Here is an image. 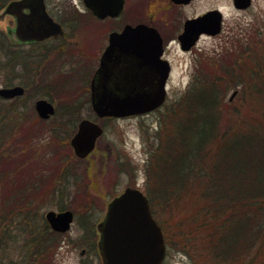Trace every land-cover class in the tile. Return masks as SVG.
I'll return each mask as SVG.
<instances>
[{"label": "trees", "instance_id": "16d2710c", "mask_svg": "<svg viewBox=\"0 0 264 264\" xmlns=\"http://www.w3.org/2000/svg\"><path fill=\"white\" fill-rule=\"evenodd\" d=\"M231 44L220 63L201 64L183 97L167 109V133L159 137L147 170L148 197L167 255L179 249L192 264H264V26L250 28ZM234 88L240 90V111L229 110L235 100L225 102ZM28 104L0 99V264H45L64 236L47 224L40 232L16 227V233L12 223L25 230L22 221L55 190V181L71 179L74 158L65 155L82 116L67 107L53 123L41 120ZM233 113L240 116L237 122ZM44 134L46 139L39 137ZM158 199L164 210L189 216L164 226L155 211ZM68 209L83 215L73 203ZM78 219L84 240L96 248L94 223ZM16 244L21 252L14 257L10 251Z\"/></svg>", "mask_w": 264, "mask_h": 264}, {"label": "rangeland", "instance_id": "374dc122", "mask_svg": "<svg viewBox=\"0 0 264 264\" xmlns=\"http://www.w3.org/2000/svg\"><path fill=\"white\" fill-rule=\"evenodd\" d=\"M135 1L137 9H139L138 0H130L129 3L134 5ZM214 9H219L224 15L223 30L219 35L202 37L198 47L191 53H181L176 46L171 47L168 56L173 65V73L167 85L165 106L159 111L143 116L107 120L104 127L105 134L99 138L97 149L86 160H79L74 155L69 142L70 152L65 157L74 158L72 165L75 167V172L70 175L72 176L71 182L70 180L66 182L64 176L55 181V190L40 202L41 206L34 214H31V218L22 221L21 224L28 226L25 230L22 229V225H18L16 220L12 223L15 230L16 227H19V232L30 231L31 229L40 232L47 224L46 213L51 210L61 211V203L64 204L65 209H68L73 203L76 211L83 214L79 217L75 214L76 219L71 230L59 238L56 250L51 251L45 264H102L97 247H92V242L89 239L84 240L85 230L78 218L82 220L84 216L89 217L98 234L96 227L105 217L108 203L126 188L138 187L145 194L151 195L150 183L147 181V170L153 155L152 152L156 150L159 143V137L161 138L167 133V128L163 125V118L167 109L183 97L201 64L207 66L220 63L221 55L226 54L225 52H231L229 49H232L233 39L243 37L252 27L264 26V0H253L252 6L247 10L235 9L233 0H198L190 7L184 8L183 11L187 16L196 14L199 16ZM163 11L168 15L169 11ZM136 12L139 18L140 12L138 13L137 10ZM1 66L3 65L0 63ZM91 73L92 70L88 74L87 71L79 69L72 70L70 73L54 70L46 76L45 74L39 75L40 79L50 87L49 89L44 83H41L42 81L37 86L35 85L36 74L28 72L5 73L0 68V88L7 85L25 86L29 95L22 101L29 102L28 106H33L34 113V103L39 98L51 100L56 105L59 116L66 114L67 105H65V101L71 98L75 100L82 98L85 106L77 105L75 111L82 118L95 120L96 115L85 101L89 96ZM239 91V88H234L226 94L225 102L227 104H232L235 100L233 108H229L230 111L241 110V103L237 98ZM234 93L236 94L231 100ZM68 107H72V105ZM31 111L30 109L28 112L29 118L32 114ZM239 119L240 116L233 113L232 121L237 122ZM56 121L57 119L53 123ZM39 137L46 139L48 136L44 134V136ZM35 144L43 146V143L38 139ZM24 149L27 148L23 147ZM64 188L65 191L62 193L61 190ZM57 191L61 192L63 197L56 193ZM189 208L191 209V207ZM155 211L166 227H169L173 222L177 224L181 218L189 216L184 211L170 212L164 210L163 206L159 204V199L155 205ZM193 243L197 244L198 242ZM186 244L189 248L190 244ZM20 252L21 245L16 244L11 247L10 255L16 257ZM184 254L179 249L171 250L170 254L166 256L164 264H192L191 260Z\"/></svg>", "mask_w": 264, "mask_h": 264}, {"label": "water", "instance_id": "95a60500", "mask_svg": "<svg viewBox=\"0 0 264 264\" xmlns=\"http://www.w3.org/2000/svg\"><path fill=\"white\" fill-rule=\"evenodd\" d=\"M188 3L191 0H174ZM237 9H247L252 0H233ZM103 13H111L104 10ZM223 14L211 10L188 20L180 39L189 50L201 35L216 36L221 33ZM110 47L101 60L99 90L92 86V108L99 118H124L152 112L161 107L167 97L166 83L170 65L160 59L162 54L159 33L145 25L127 26L122 33L111 35ZM122 61L126 68H122ZM111 62L116 66L113 70ZM116 70V71H115ZM139 77L142 81H139ZM118 79H124V85ZM115 81V88L108 82ZM139 84V85H138ZM142 86V87H141ZM21 86L1 88L0 97H21ZM233 94L231 100L233 99ZM40 118L47 120L55 114L54 106L45 99L35 103ZM104 129L89 119H83L71 140L75 155L86 159L95 149ZM46 220L52 230L66 233L71 229L74 213L49 211ZM100 234L98 249L103 264H163L167 247L162 228L154 218L148 198L135 188H127L108 205L104 219L97 225Z\"/></svg>", "mask_w": 264, "mask_h": 264}, {"label": "flooded vegetation", "instance_id": "af4514ba", "mask_svg": "<svg viewBox=\"0 0 264 264\" xmlns=\"http://www.w3.org/2000/svg\"><path fill=\"white\" fill-rule=\"evenodd\" d=\"M197 1L176 3L174 0H138L140 8L137 9L136 1L131 5L130 0H0L2 69L5 73L36 74V86L42 81L39 75L46 76L54 70L70 73L80 69L88 74L92 70L89 96L85 100L92 107L93 82L96 78L95 89L99 90L103 83L99 80V68L110 47L111 35L122 33L127 26L145 25L155 29L161 39L160 59L169 63L172 75L173 65L168 56L171 47L176 46L181 53H191L198 47L199 42H195L189 50H185L186 44L180 39L186 22L198 17V14L187 16L183 10ZM104 10L111 13L105 15ZM136 10L140 12L139 18ZM163 10L169 11L168 15ZM112 66L114 70L116 66L111 62ZM126 67V63L122 61V68ZM118 81L124 85V79ZM139 81H142L140 77ZM114 84L115 81L108 82L110 88H115ZM15 86L23 87L24 95L4 101L24 99L29 95L28 89L23 85L1 88ZM41 99L50 102L57 113L56 105L47 98H39L35 103ZM65 105L85 106V102L82 98H71L65 101ZM56 113L49 121L60 118ZM83 119L91 120L81 118L79 122ZM110 119L112 118L101 119L96 115L92 121L104 128L105 122ZM98 142L99 140L96 149Z\"/></svg>", "mask_w": 264, "mask_h": 264}]
</instances>
